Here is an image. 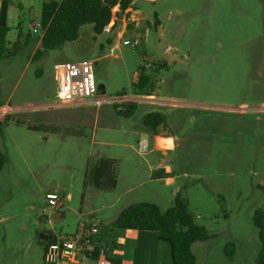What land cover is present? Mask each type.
<instances>
[{
	"label": "rangeland",
	"instance_id": "obj_1",
	"mask_svg": "<svg viewBox=\"0 0 264 264\" xmlns=\"http://www.w3.org/2000/svg\"><path fill=\"white\" fill-rule=\"evenodd\" d=\"M9 1L8 45L26 36L34 41L0 59V110L12 107L0 115V264H45L41 233L107 227L136 202L155 203L164 212L177 193L188 200L196 224L214 235L194 245L198 264H256L261 242L253 217L264 209V0H133L144 17L127 21L123 35L125 16H115L116 6L109 31L97 36L86 24L77 40L35 60L33 46L42 34L33 26L44 0ZM84 58L95 59L97 97L104 101L50 107L54 66ZM142 66L155 73L158 104L132 91ZM123 92L139 97L131 117L118 113L127 102L119 99ZM152 111L166 116L159 133L176 136L174 149H155L150 139L149 150L139 152L150 130L143 117ZM8 116L25 123L3 120ZM29 123L55 131L30 130ZM158 144L168 148L171 140L159 138ZM102 157L118 162L111 191L84 185L89 159ZM162 160L172 173H165ZM50 191L63 198L61 207L48 206Z\"/></svg>",
	"mask_w": 264,
	"mask_h": 264
},
{
	"label": "trees",
	"instance_id": "obj_2",
	"mask_svg": "<svg viewBox=\"0 0 264 264\" xmlns=\"http://www.w3.org/2000/svg\"><path fill=\"white\" fill-rule=\"evenodd\" d=\"M9 0H0V59L15 55L20 48V39L14 43L13 48L8 45V7ZM119 6L115 16L130 18L128 9L133 6V0H44L41 9L42 35L39 47L33 55V60L42 56L44 52L63 48L67 43L79 38L80 29L86 24H92L97 36L104 33L105 27L109 26L114 13L113 10ZM155 25H160L155 13ZM115 25L112 27L114 28ZM108 39V43L112 44ZM166 64L158 65V68ZM157 88L155 73L148 74L146 67H140L137 78L132 84V91L136 96H151ZM121 97L126 93H120ZM2 103L0 102V105ZM139 108L136 101L124 102L123 107L118 108V113L123 117H131ZM3 120L15 124H24L20 119H12L10 116ZM166 116L153 111L144 115L143 125L149 128L154 134L159 133L161 127L166 125ZM30 130H52L51 127H39L27 124ZM4 164V158L0 155V170ZM118 183V162L111 158H90L85 172L84 185L94 184L97 190L111 191ZM254 225L259 231L261 250L258 254L256 264H264V209H258L253 217ZM100 238L107 243L113 242L116 230H141L154 231L159 235L160 240L167 242L171 248L173 264H197L193 247L196 243L206 242L214 237L208 230L196 224L194 216L189 208L188 200L180 193H177L174 204L166 211H161L159 206L152 202L132 203L118 212L116 217L107 227H100ZM51 240L53 237L47 232L45 234ZM50 236V237H49ZM43 246L47 241L40 239ZM233 245L227 244L225 252L228 257L233 253L229 250Z\"/></svg>",
	"mask_w": 264,
	"mask_h": 264
},
{
	"label": "built area",
	"instance_id": "obj_3",
	"mask_svg": "<svg viewBox=\"0 0 264 264\" xmlns=\"http://www.w3.org/2000/svg\"><path fill=\"white\" fill-rule=\"evenodd\" d=\"M106 31H109L108 26L104 29V32ZM33 32H41L42 34L41 21L34 24ZM123 43L125 45L132 44L129 40H125ZM132 46L136 47V43H133ZM94 64L95 59L93 58L57 63L53 72V79L56 85V100L50 107L64 108L87 104L100 105L104 99L97 97ZM147 66L150 65L147 64ZM139 97L153 101L152 97ZM119 99L129 101L133 98H125L123 96ZM137 99L133 100L136 101ZM11 109L12 107L6 106V108L0 110V115L5 113L4 110L9 112ZM149 142V137L142 138L139 141V152H147L150 146ZM46 199L48 206L52 208L61 207L63 204V198L54 191L48 192ZM47 222L51 224L52 219L50 217L47 218ZM100 232L101 228L99 225L89 224L75 234L48 233L53 239L48 238L44 247L45 264H85V259L94 261L95 264H111L110 253L113 248L105 240H101Z\"/></svg>",
	"mask_w": 264,
	"mask_h": 264
},
{
	"label": "crops",
	"instance_id": "obj_4",
	"mask_svg": "<svg viewBox=\"0 0 264 264\" xmlns=\"http://www.w3.org/2000/svg\"><path fill=\"white\" fill-rule=\"evenodd\" d=\"M128 12L130 13V18H123V29L121 30L120 35H123L124 32H126L127 21H130L133 24L137 23L139 19L144 17L141 12L133 6L128 9ZM37 39V44L33 46L34 51L32 53V57L39 47L41 36ZM33 41L34 39H29V36H26L25 38H22L19 43L21 46H28V44L31 45ZM146 97H152L154 98L153 100H155L147 102L149 105L160 103L155 94ZM162 134H154L151 130H149L142 138L147 136L149 139H152V142L156 143L154 145L155 149L163 151L174 149L176 146V136L169 131H164ZM159 138L171 140V146L168 148H161L158 144ZM159 165L164 168L165 173L170 174L173 172L170 164H166L164 160L160 161ZM149 168L151 169L152 166L149 165ZM174 180V176L167 177V183H173ZM114 234L115 238L113 242L110 243L114 250V256L111 258V264H173L170 245L167 242L160 240L157 232L128 229L116 230ZM116 254L122 256L116 259Z\"/></svg>",
	"mask_w": 264,
	"mask_h": 264
},
{
	"label": "water",
	"instance_id": "obj_5",
	"mask_svg": "<svg viewBox=\"0 0 264 264\" xmlns=\"http://www.w3.org/2000/svg\"><path fill=\"white\" fill-rule=\"evenodd\" d=\"M115 52H117V49H115ZM43 233H41V236H42ZM42 239H44L45 241L48 240L47 236L45 238L41 237Z\"/></svg>",
	"mask_w": 264,
	"mask_h": 264
},
{
	"label": "flooded vegetation",
	"instance_id": "obj_6",
	"mask_svg": "<svg viewBox=\"0 0 264 264\" xmlns=\"http://www.w3.org/2000/svg\"><path fill=\"white\" fill-rule=\"evenodd\" d=\"M46 232H43L42 236L40 235V239H42L41 237L45 238L46 237Z\"/></svg>",
	"mask_w": 264,
	"mask_h": 264
}]
</instances>
